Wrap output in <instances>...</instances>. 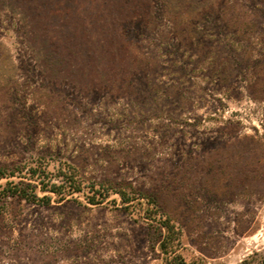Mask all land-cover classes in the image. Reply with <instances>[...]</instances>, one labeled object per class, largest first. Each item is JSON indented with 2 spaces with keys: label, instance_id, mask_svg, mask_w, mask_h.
<instances>
[{
  "label": "rangeland",
  "instance_id": "1",
  "mask_svg": "<svg viewBox=\"0 0 264 264\" xmlns=\"http://www.w3.org/2000/svg\"><path fill=\"white\" fill-rule=\"evenodd\" d=\"M263 1L203 2L223 30L201 41L163 0H0V166L65 161L156 201L7 197L0 264H165L160 214L187 262L264 264Z\"/></svg>",
  "mask_w": 264,
  "mask_h": 264
},
{
  "label": "trees",
  "instance_id": "2",
  "mask_svg": "<svg viewBox=\"0 0 264 264\" xmlns=\"http://www.w3.org/2000/svg\"><path fill=\"white\" fill-rule=\"evenodd\" d=\"M163 1L168 17H171V12L173 13L172 9L176 8L177 6L176 11L179 12L178 15L181 20H173L174 24L183 21L182 24L185 23L184 25H187V28H192L193 26V30H195L196 33L194 35L189 34L190 36H194V38L199 37L201 41H210V39L217 36L218 33L221 34L220 30H223V26H220L219 23H217L218 18L213 17L212 13L203 8L204 6H207V4H204L207 2V0ZM193 3L196 5V7H193ZM183 4L185 7H183ZM138 6H140V4ZM122 8L123 9L120 11V13L124 14V16L121 17V31L128 28V26H122L125 19L128 21L130 27H134L138 20L137 17L134 16V12H138L134 11L136 10V7L131 9L133 8L132 5L123 3ZM144 14L145 13H139L138 15L143 17L145 16ZM194 15L200 17L199 20L202 22L201 25L197 24L198 20L197 17H194ZM260 15L262 18H264V9H260ZM217 25H219L218 30H216L218 33L214 31ZM85 26L87 25L85 24ZM116 28L120 29L118 26ZM236 28L238 31L241 30L240 27ZM263 28L264 25H260L258 27L259 30L264 31ZM67 31L64 33L65 35H68ZM117 35L119 37L120 43L126 44V39L121 37L119 34ZM224 36L226 35L224 34ZM261 36V41L264 44V34ZM43 42L45 43V41ZM85 50L89 51L90 47H86ZM57 54L59 55V53ZM109 54H112L111 50ZM103 70L105 71L107 68H104ZM148 70L149 67H147V64H143V66L139 67L137 72H139L141 75H144L148 73ZM106 73L110 76L112 72L109 73L108 71ZM4 176H14L17 179H9L3 184H0V202H2L7 197H16L18 199H24L26 201L47 205L52 200V195L55 196L56 201H63L65 199L74 198L72 197L73 193L82 192L86 198V201L90 204L102 203L107 200L110 193H115L119 198V207L130 213H132V211L138 207H136L137 204L142 205V203H147L149 205V201L153 205L156 204L153 196L150 197L149 195H145V193L137 191L131 186L127 188L124 185L112 186L102 185L99 183L96 184L92 181L86 182L84 176L78 172L77 167L65 161H59L57 165L53 166V169H48L45 161L41 157H39L37 161H32L31 163L1 165L0 177ZM37 191H42L44 193L39 195ZM111 201L113 204H116L115 199H111ZM137 210L139 211V208ZM145 210V214H148L147 212L150 209L147 207ZM141 216L142 218H150L148 215ZM151 220H154L157 224L154 228L157 231L158 247L164 255L165 264H206L201 261L187 262L184 259V257L179 252L180 230L169 217L160 214L158 219L156 217H152ZM237 264H245V260Z\"/></svg>",
  "mask_w": 264,
  "mask_h": 264
}]
</instances>
